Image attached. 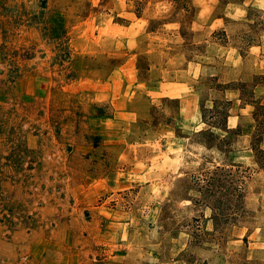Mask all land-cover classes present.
Returning <instances> with one entry per match:
<instances>
[{"label": "rangeland", "instance_id": "obj_1", "mask_svg": "<svg viewBox=\"0 0 264 264\" xmlns=\"http://www.w3.org/2000/svg\"><path fill=\"white\" fill-rule=\"evenodd\" d=\"M259 104L264 0H0V264H264Z\"/></svg>", "mask_w": 264, "mask_h": 264}, {"label": "trees", "instance_id": "obj_2", "mask_svg": "<svg viewBox=\"0 0 264 264\" xmlns=\"http://www.w3.org/2000/svg\"><path fill=\"white\" fill-rule=\"evenodd\" d=\"M226 103L227 104H232V101H228V100H226ZM255 107H257V105L255 106ZM258 108L259 109H262L263 111H264V105H262V104H259L258 105ZM227 117H229V114L227 115ZM255 119H256V121L258 122V127H259V125H260V128L259 129H257V131L256 132H254V134H253V137L255 138V140H254V142L252 143V149L254 150V152H255V155H256V158H257V161H258V163L260 164V165H263L264 166V161L262 160L261 161V157L264 159V148L261 146V144H259V145H257V143L259 142V141H261V142H263V140H264V128L262 127L261 128V122H260V120L257 118V116L255 117ZM205 121V123H207V124H209V126H211L209 129H207V130H202V133L203 134H212V135H215L216 136V134H214V132L212 131L213 130V128H220V129H222V130H224L228 135H234V134H236V132L239 130V127L238 128H233V129H231V128H229L228 126H226V125H222V126H216L215 124H212V123H209L207 120H204ZM264 123V122H263ZM217 138L219 137V136H216ZM261 138V139H260ZM222 142H224V141H226V140H228L229 138H227V136H225L224 138H219ZM220 171H225V168L224 167H221V166H217L216 167V169H215V171H214V174H218ZM210 179H212V178H210ZM211 181V180H210ZM209 182V181H208ZM221 210V209H224V207L223 206H221L220 205V207H216V208H214V211H215V217H216V220L217 219H220V218H217V217H221L222 215L218 212V210ZM223 214V213H222Z\"/></svg>", "mask_w": 264, "mask_h": 264}]
</instances>
